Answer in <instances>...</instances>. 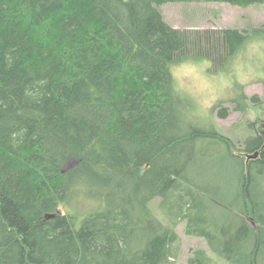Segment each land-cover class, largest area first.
Returning <instances> with one entry per match:
<instances>
[{"label":"trees","instance_id":"trees-1","mask_svg":"<svg viewBox=\"0 0 264 264\" xmlns=\"http://www.w3.org/2000/svg\"><path fill=\"white\" fill-rule=\"evenodd\" d=\"M168 2L264 4L0 0V264H174L184 220L209 250L183 264H264V121L249 122L245 149L193 129L171 71L190 54L221 66L264 28L181 30L164 17ZM243 88L235 109L262 111ZM223 102L213 112L226 118ZM208 139L234 159L221 197L185 154ZM84 187L106 205L77 221L61 207Z\"/></svg>","mask_w":264,"mask_h":264},{"label":"rangeland","instance_id":"rangeland-1","mask_svg":"<svg viewBox=\"0 0 264 264\" xmlns=\"http://www.w3.org/2000/svg\"><path fill=\"white\" fill-rule=\"evenodd\" d=\"M162 10L166 21L181 30L205 32L227 27L240 30L264 28V4L240 7L225 2H168L162 6ZM171 71L175 91L186 108L182 112L184 122L193 129L222 132L239 148L245 149L246 139L252 131L249 122L256 120L258 116L264 121V37L259 35L250 39L243 49L221 66L211 57L190 54L181 62L172 64ZM241 86L248 96L260 97L263 102L259 108L262 111L255 110L254 105L245 113L235 109L231 99L244 103L241 100ZM220 101H224L223 106L229 108L226 118L213 112L214 106ZM185 154L193 162L198 161L201 169L197 177L203 180L209 190H216L219 197L221 190L226 188L224 181L227 177L231 182V189L235 186V181L230 179L234 174V159L225 143L217 139L205 142L196 140L185 148ZM72 164L73 161L69 162L67 167ZM220 178L223 180L222 184ZM160 202V198L152 202L155 213L166 223L172 224L173 215L167 210V204L160 207ZM105 205V201L96 199L84 187L76 188L70 201L61 210L79 216L77 221H81L83 216L103 209ZM185 224L186 220L180 221L176 226L180 240L175 245L177 257L172 259L175 260L174 264L185 263L198 248L209 250L205 239L186 233Z\"/></svg>","mask_w":264,"mask_h":264},{"label":"water","instance_id":"water-1","mask_svg":"<svg viewBox=\"0 0 264 264\" xmlns=\"http://www.w3.org/2000/svg\"><path fill=\"white\" fill-rule=\"evenodd\" d=\"M258 155V153H255L254 155H252L251 157H255V156H257ZM48 217H50V216H48Z\"/></svg>","mask_w":264,"mask_h":264}]
</instances>
